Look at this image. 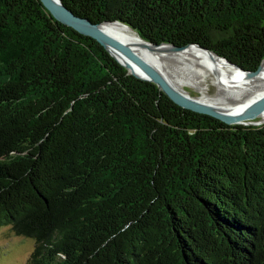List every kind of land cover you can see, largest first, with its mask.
I'll use <instances>...</instances> for the list:
<instances>
[{
    "label": "trees",
    "instance_id": "trees-1",
    "mask_svg": "<svg viewBox=\"0 0 264 264\" xmlns=\"http://www.w3.org/2000/svg\"><path fill=\"white\" fill-rule=\"evenodd\" d=\"M256 70L264 0H61ZM26 264H264V123L228 125L128 74L39 0H0V230Z\"/></svg>",
    "mask_w": 264,
    "mask_h": 264
},
{
    "label": "water",
    "instance_id": "water-1",
    "mask_svg": "<svg viewBox=\"0 0 264 264\" xmlns=\"http://www.w3.org/2000/svg\"><path fill=\"white\" fill-rule=\"evenodd\" d=\"M42 5L49 11L51 16L57 21L66 25L78 33L95 39L101 46H103L108 53L123 66L128 74H131L139 79L149 81L157 86L169 99H171L178 106L205 115L212 116L221 120L228 125H261L263 123L256 122V119L261 115L264 110V91L258 94L254 99L248 102L240 111L234 112L226 109L222 111L214 105L199 101L182 91L179 87V82L173 80L171 75L163 72L162 68L151 64L140 56L137 51L142 48L145 51L152 53H178L186 48H194L202 52L211 62L214 77L221 81L220 74L216 71L215 67L219 63L223 66H229L238 73L242 82L252 79L264 68V57L256 70H244L236 65L234 62L226 59L225 57L217 54L215 51L203 47L196 43H189L183 46H176L170 43H152L142 38L138 32L130 25L121 21L93 23L88 18L75 14L72 10L64 5L61 0H39ZM120 24L135 31L140 38L139 43H127L123 40L116 38L108 32L111 24ZM133 65V66H132ZM169 77H168V76ZM222 85L226 88L238 86L233 80L222 81ZM216 90V88H215Z\"/></svg>",
    "mask_w": 264,
    "mask_h": 264
},
{
    "label": "bare ground",
    "instance_id": "bare-ground-1",
    "mask_svg": "<svg viewBox=\"0 0 264 264\" xmlns=\"http://www.w3.org/2000/svg\"><path fill=\"white\" fill-rule=\"evenodd\" d=\"M108 32L130 44L140 42V38L135 31L117 23L111 24ZM139 49L140 51H137V53L140 56L160 69L162 68L164 73L167 71L173 80L176 79L179 82L180 89L186 92L187 95L191 96L184 87L200 93L199 97H191L214 105L222 111L229 109L230 111L238 112L264 91V68L252 79L240 83L242 81L240 73L229 66H223V64L219 63L215 69L220 74V81L214 77L209 59L202 52L192 47L178 53L169 54L152 53L142 48ZM229 80L235 81L238 86L226 88V86L222 85V81ZM210 85L216 88L213 94L208 93ZM256 122L264 123V110L259 118L256 119Z\"/></svg>",
    "mask_w": 264,
    "mask_h": 264
},
{
    "label": "rangeland",
    "instance_id": "rangeland-1",
    "mask_svg": "<svg viewBox=\"0 0 264 264\" xmlns=\"http://www.w3.org/2000/svg\"><path fill=\"white\" fill-rule=\"evenodd\" d=\"M184 88L191 96H200L198 91L188 87ZM214 92L215 87L210 85L208 93L213 94ZM33 247L32 239L16 235L9 227L0 230V264H26Z\"/></svg>",
    "mask_w": 264,
    "mask_h": 264
}]
</instances>
